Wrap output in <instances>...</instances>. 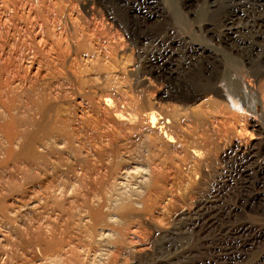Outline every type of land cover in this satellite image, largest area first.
Listing matches in <instances>:
<instances>
[{"label":"rangeland","instance_id":"obj_1","mask_svg":"<svg viewBox=\"0 0 264 264\" xmlns=\"http://www.w3.org/2000/svg\"><path fill=\"white\" fill-rule=\"evenodd\" d=\"M212 1L0 0V264H264V0Z\"/></svg>","mask_w":264,"mask_h":264},{"label":"bare ground","instance_id":"obj_2","mask_svg":"<svg viewBox=\"0 0 264 264\" xmlns=\"http://www.w3.org/2000/svg\"><path fill=\"white\" fill-rule=\"evenodd\" d=\"M217 0H213L212 1V3H215ZM196 56L197 55H195L194 57L196 58ZM198 61V58L197 59H195V61ZM11 122V121H10ZM152 127H155L156 126V120H155V117L153 116L152 117ZM14 140H15V138H14ZM168 140L171 142V141H173L174 139L172 138V136H169L168 135ZM9 141V140H8ZM11 141V140H10ZM12 142V141H11ZM14 148V147H13ZM12 148V149H13ZM35 148V147H34ZM12 149L10 150L11 152H12ZM23 149V148H22ZM24 149H25V147H24ZM14 150V149H13ZM26 150V149H25ZM27 151V150H26ZM14 152V151H13ZM10 154V153H9ZM12 154V153H11ZM13 155V154H12ZM21 155V154H20ZM24 155V154H23ZM259 155V153H257V152H255V151H253L252 150V156H258ZM11 156V155H10ZM25 156V155H24ZM34 158V157H33ZM7 161V160H6ZM1 163V162H0ZM4 163V162H3ZM6 164V163H5ZM33 164V163H32ZM257 169L258 170H260V171H262V173H264V161H261L260 163H258L257 164ZM255 190H256V195H257V198H258V200L260 201V200H263L264 199V175L259 179V180H257V183H256V186H255ZM7 196V195H6ZM211 196V195H210ZM214 201V199L211 201V202H213ZM218 201V200H217ZM215 203V202H214ZM216 206V205H215ZM214 206V207H215ZM5 208V207H4ZM210 209V208H209ZM198 213V212H197ZM215 216V215H214ZM195 218H198V217H194V219H193V221H192V223H191V225L193 226V227H195L197 224V219L195 220ZM214 219V218H213ZM210 225H212V224H210ZM255 234V233H254ZM256 237L255 238H257V241L258 240H262L263 238H264V232L262 231V230H258L257 232H256ZM253 238V237H252ZM256 241V240H255ZM252 243V242H251ZM254 243V242H253ZM227 253V252H226ZM237 253V252H236ZM241 253V252H240ZM232 254V253H231ZM217 257V256H216ZM243 257H244V254L243 253H241V254H235L234 255V253H233V255H232V257L230 256V259L227 261V260H225V261H223L221 264H242V260H243ZM221 258V257H220ZM221 260V259H220ZM217 262V261H216ZM167 264H175L174 262H172V261H170L169 263H167Z\"/></svg>","mask_w":264,"mask_h":264}]
</instances>
